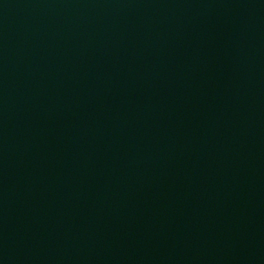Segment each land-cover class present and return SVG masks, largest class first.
I'll list each match as a JSON object with an SVG mask.
<instances>
[{
  "label": "water",
  "instance_id": "obj_1",
  "mask_svg": "<svg viewBox=\"0 0 264 264\" xmlns=\"http://www.w3.org/2000/svg\"><path fill=\"white\" fill-rule=\"evenodd\" d=\"M0 264H264V0H0Z\"/></svg>",
  "mask_w": 264,
  "mask_h": 264
}]
</instances>
